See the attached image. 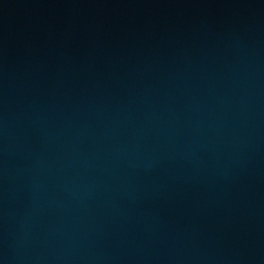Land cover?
Segmentation results:
<instances>
[{
	"label": "water",
	"instance_id": "obj_1",
	"mask_svg": "<svg viewBox=\"0 0 264 264\" xmlns=\"http://www.w3.org/2000/svg\"><path fill=\"white\" fill-rule=\"evenodd\" d=\"M0 264H264V0H0Z\"/></svg>",
	"mask_w": 264,
	"mask_h": 264
}]
</instances>
